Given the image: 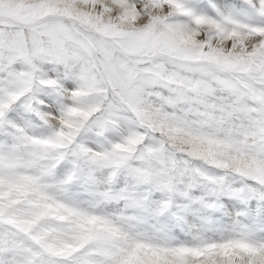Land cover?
<instances>
[{"label": "snow or ice", "instance_id": "1", "mask_svg": "<svg viewBox=\"0 0 264 264\" xmlns=\"http://www.w3.org/2000/svg\"><path fill=\"white\" fill-rule=\"evenodd\" d=\"M0 264H264V0H0Z\"/></svg>", "mask_w": 264, "mask_h": 264}]
</instances>
